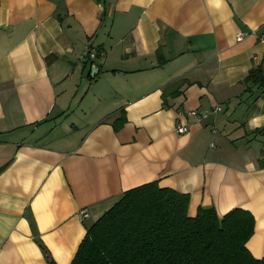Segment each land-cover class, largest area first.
<instances>
[{
	"label": "crops",
	"instance_id": "obj_1",
	"mask_svg": "<svg viewBox=\"0 0 264 264\" xmlns=\"http://www.w3.org/2000/svg\"><path fill=\"white\" fill-rule=\"evenodd\" d=\"M255 67L264 0H0V264H51L41 245L70 264L87 228L154 180L188 194L190 216L250 212L246 247L264 258Z\"/></svg>",
	"mask_w": 264,
	"mask_h": 264
},
{
	"label": "trees",
	"instance_id": "obj_2",
	"mask_svg": "<svg viewBox=\"0 0 264 264\" xmlns=\"http://www.w3.org/2000/svg\"><path fill=\"white\" fill-rule=\"evenodd\" d=\"M245 82L264 87L261 68L250 69ZM188 205V194L155 180L125 190L87 228L70 264H264L246 247L254 227L250 212L233 208L219 216L199 206L190 216Z\"/></svg>",
	"mask_w": 264,
	"mask_h": 264
},
{
	"label": "built area",
	"instance_id": "obj_3",
	"mask_svg": "<svg viewBox=\"0 0 264 264\" xmlns=\"http://www.w3.org/2000/svg\"><path fill=\"white\" fill-rule=\"evenodd\" d=\"M244 35H245L244 32H239V33H237L236 38L238 40H240ZM86 53L89 57L94 58V57H96L97 50H96V48H91ZM219 110H221L220 106H215L213 109L214 112L219 111ZM189 113L191 115H193L194 117H196V119H201V118H204L208 115L206 113L197 112L195 110H191ZM176 131L178 133H184L186 131V128L184 126L179 125V126H177ZM79 216L86 218L88 216V213L85 209H83V210L79 211Z\"/></svg>",
	"mask_w": 264,
	"mask_h": 264
},
{
	"label": "water",
	"instance_id": "obj_4",
	"mask_svg": "<svg viewBox=\"0 0 264 264\" xmlns=\"http://www.w3.org/2000/svg\"><path fill=\"white\" fill-rule=\"evenodd\" d=\"M91 69L93 70V69H95V67H94V66H92V67H91Z\"/></svg>",
	"mask_w": 264,
	"mask_h": 264
}]
</instances>
